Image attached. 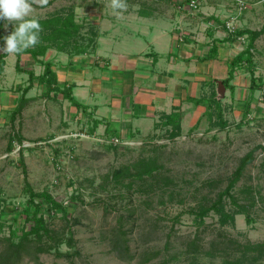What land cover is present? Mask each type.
<instances>
[{
    "label": "rangeland",
    "instance_id": "rangeland-1",
    "mask_svg": "<svg viewBox=\"0 0 264 264\" xmlns=\"http://www.w3.org/2000/svg\"><path fill=\"white\" fill-rule=\"evenodd\" d=\"M107 1L48 0L44 7L34 6L39 20L73 15L79 25L72 36L51 40L45 38L55 29L42 28L36 48L48 49L40 59L53 62V51L74 56L94 49ZM166 1L153 5L184 12L180 1L189 0ZM14 27L9 24L5 33ZM252 53V66L243 61L235 70L240 76L236 91L226 86L219 91L210 82L200 96L210 101L208 106L194 101L183 112L188 117L168 124L171 115L164 116L146 134L132 137L96 129L88 112L77 110L62 94L45 96L38 80L12 120L29 75L16 70V55H8L0 76V255L34 226L32 215L26 220L23 213L29 207L28 181L35 192L47 191L63 204L64 211L47 205L43 210L47 228L62 242L45 236L41 245L49 242L54 246L50 252L38 253V246L34 254L23 250L16 264H264V38ZM22 67L35 76L44 71L27 54ZM17 133L25 139L22 145ZM116 138L120 143L112 144ZM252 150L254 160L232 191L245 210L226 197L221 213L211 212L200 224L192 211L217 201ZM145 163L155 168L139 175ZM118 239L129 247L123 258Z\"/></svg>",
    "mask_w": 264,
    "mask_h": 264
},
{
    "label": "crops",
    "instance_id": "crops-1",
    "mask_svg": "<svg viewBox=\"0 0 264 264\" xmlns=\"http://www.w3.org/2000/svg\"><path fill=\"white\" fill-rule=\"evenodd\" d=\"M164 1L127 0L128 10L119 17L107 1L94 49L74 56L53 51L58 86L70 89L85 107L75 108L99 122L96 129L132 137L146 134L164 116L188 117L183 112L201 99L210 82L225 89L230 63L249 45V34L236 36L227 23L234 18L237 32L264 25V0H244L248 4L242 13L236 0H199L195 12L186 9L191 0L180 1L184 12L154 7ZM212 51L214 56L205 59ZM237 73L231 81L235 91Z\"/></svg>",
    "mask_w": 264,
    "mask_h": 264
},
{
    "label": "trees",
    "instance_id": "trees-1",
    "mask_svg": "<svg viewBox=\"0 0 264 264\" xmlns=\"http://www.w3.org/2000/svg\"><path fill=\"white\" fill-rule=\"evenodd\" d=\"M5 21L0 20V46H3L4 41L3 37L6 36L7 34L5 33V27H4ZM40 24L42 28L46 29H55L53 34L50 36L46 37V40H51L54 39L56 36L62 35L65 38H68L72 36L73 34L78 32L79 25L74 22L73 15H69L65 17L64 19L60 18H50L46 20H40ZM244 34H249V45L247 46L246 50L242 53H240L231 63L229 66V77L223 81V84L227 87L230 88L231 90H234V86L231 85V81L234 79V73L235 69L238 65H240L243 61L248 62V65L252 66L253 64V51L252 49L254 48V43L255 41L261 37L264 34V25L263 27L258 30V31H238L235 33L236 36H243ZM48 47L45 45H41L39 48H30L27 50V52L16 55L17 60H16V70L20 73H27L29 75V85L22 91V96L19 100L17 108L13 111L12 113V120L16 119V116L21 114L25 104L27 102L26 99V94L33 88V83L35 80H38V82L42 85H45L46 87V92L44 93L45 96L49 97L50 95L53 94L55 96L56 94H62L64 98L68 99L71 104L78 108V109H85V107L78 103L71 95L70 89L69 88H64L61 89L58 86V81H57V75L55 71L52 69L53 65L51 61H43L40 59V57H43L46 54ZM83 52V51H80ZM24 54L31 55L35 60H37L40 64L44 66V71L40 76H35L33 71L30 70H25L22 67V56ZM215 51H212L205 59H210L214 56ZM8 55L1 54L0 55V76L4 73L5 71V66H6V58ZM256 88V80L251 79V89ZM213 101V100H212ZM198 105L206 104L207 106L209 105L208 100L204 99H199L195 101ZM180 119V115L178 113L172 114L169 119L167 120L168 124H173L176 123ZM94 127H97L99 125L98 121H95ZM178 126V125H177ZM17 140L20 145L23 144L24 142V137L20 134L17 133L16 135ZM13 148L12 143H9L8 150L11 151ZM262 148V147H261ZM254 160V150L250 151L245 157L242 158L241 163L237 170L234 173L233 178L230 180L228 186L224 191H222L219 194V197L217 201L213 202L210 205H207L203 207L199 212H194L196 214L198 220H200V224H204L205 218L211 213V212H216V213H221L222 211V205L226 197L231 198L234 205L237 206L238 208H243L242 211L245 210V208L240 205L232 191L235 188V185L241 180L243 173L247 166L252 163ZM21 163L23 167V172L25 179L27 181V169L26 165L24 163L23 156L21 157ZM152 169L155 168L151 163H145L140 167V170L138 172L139 175L144 174V172L147 169ZM128 171V170H127ZM129 173V171H128ZM118 175V174H117ZM116 175V176H117ZM120 175V174H119ZM26 189L29 193V207L26 206L23 210L24 215L26 216V220L29 219L30 215H32V219L34 220V226L30 231H24L22 240L19 243H11V247L9 249H4L1 251V257L0 260L2 264L8 263V264H16L20 260L21 253L24 250L27 254L35 253V248L38 253L41 252H50L51 249L54 247L51 244L45 243V248L43 247L42 244H44L45 241H43L44 237L47 236L50 241H54V244L59 245L62 240L59 239V237H56L54 234H51V231L47 228L46 226V219L43 214V210L45 209V205L52 207L55 210H62L64 211V206L62 203L58 202L49 192L43 191L41 193H37L33 190L31 184L27 181L26 182ZM38 200H41L38 202ZM34 207L33 210H31V207ZM247 222H251L250 219L247 220ZM123 233V232H122ZM14 234V233H12ZM124 234V233H123ZM30 235H35L36 240L29 239ZM10 240V239H9ZM25 240V241H24ZM27 241V242H26ZM72 238L69 239L68 244L71 245L72 243ZM121 242V243H120ZM120 243V244H119ZM48 244V245H47ZM123 244V245H122ZM117 251L120 253L119 257H124L123 252L128 251V244L127 242L121 241L120 239L117 240L116 244ZM123 246V247H122ZM256 250H261V246H258L255 248Z\"/></svg>",
    "mask_w": 264,
    "mask_h": 264
},
{
    "label": "clouds",
    "instance_id": "clouds-1",
    "mask_svg": "<svg viewBox=\"0 0 264 264\" xmlns=\"http://www.w3.org/2000/svg\"><path fill=\"white\" fill-rule=\"evenodd\" d=\"M47 3L48 0H0V20L5 21L4 27L7 29L9 24L15 25L14 30L3 37L0 53L20 55L40 43L43 29L33 13L35 7H44ZM108 6L117 17L129 7L127 0H108Z\"/></svg>",
    "mask_w": 264,
    "mask_h": 264
},
{
    "label": "built area",
    "instance_id": "built-area-1",
    "mask_svg": "<svg viewBox=\"0 0 264 264\" xmlns=\"http://www.w3.org/2000/svg\"><path fill=\"white\" fill-rule=\"evenodd\" d=\"M236 1H239V0H236ZM238 4H239L240 7H242V6H243V8L246 7V6H245V3H242V2L239 3V2H238ZM199 5H200L199 0H192V1L189 3V6L192 7L193 9H198V8H199ZM227 25H228V27H229V31H230L231 33H235V30H234L233 26H232V25H229V23H228ZM111 143H112V144H118V143H120V140H119L118 138H116V139L112 140Z\"/></svg>",
    "mask_w": 264,
    "mask_h": 264
}]
</instances>
